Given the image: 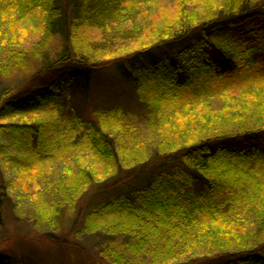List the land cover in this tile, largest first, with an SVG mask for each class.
Wrapping results in <instances>:
<instances>
[{"label":"trees","instance_id":"trees-1","mask_svg":"<svg viewBox=\"0 0 264 264\" xmlns=\"http://www.w3.org/2000/svg\"><path fill=\"white\" fill-rule=\"evenodd\" d=\"M139 1L151 4V0H0V8L12 4L23 14L36 9L46 14L43 39L26 50L8 49L0 64V77L5 79L16 70L41 66L25 77L32 82L28 90L14 95V88L7 87L1 95V161L23 171L34 164L52 170L53 154L64 149L56 132H66L67 127L51 116L65 109L77 125L68 132H85L87 149L116 161L120 156L104 132L110 128L133 132L131 125L124 124L123 107L104 108L96 125L81 109L70 110L72 94L65 96L62 91L63 85L70 91H88L101 70H115L143 105L147 123L162 137L152 146L150 139L142 142L149 153L147 163L139 166V180L117 185L124 188L110 194L111 200L89 203L87 221L111 214L120 226L108 231L119 240L116 247L104 249L113 255L112 264H264V120L260 121L261 115L254 118L256 111L262 113L259 105L250 109L254 88L264 95V68L259 67L264 63V35L256 44L241 39L246 23L264 18V0H220L214 10L191 14L188 0H178V12L161 14L163 22L149 27L155 28V39L138 49H123L125 54L107 60L93 52L72 51L70 34L84 27L106 31L114 23L136 17ZM127 3L134 8H126ZM138 25L133 23L125 36L137 31ZM55 39L58 47L50 49ZM239 83L243 105L240 111H232L229 97ZM219 98L227 109L220 116L230 121L228 125L207 118L212 112L205 107ZM195 105L205 112L197 129L192 128ZM16 113H31L35 118L3 122ZM170 121L183 122L185 128L179 131L175 125L176 138L167 142ZM80 173L89 177L85 169ZM4 183L0 198L10 185L7 182L3 188ZM56 184L59 207L51 214L55 224L61 218L62 196L70 201L73 195L69 184ZM202 243H208L206 248L212 244L213 249L201 257L183 249ZM0 264L28 263L0 253Z\"/></svg>","mask_w":264,"mask_h":264},{"label":"rangeland","instance_id":"rangeland-1","mask_svg":"<svg viewBox=\"0 0 264 264\" xmlns=\"http://www.w3.org/2000/svg\"><path fill=\"white\" fill-rule=\"evenodd\" d=\"M178 3V0H151V4L139 1L136 17H127L114 23L108 26L106 31L84 27L70 34L71 49L93 52L102 60L119 58L121 54H125L123 49L135 50L155 39V28L149 29V27L153 26L155 21L163 22L164 15L161 16V14L167 12L174 16L178 12ZM201 3L202 7L195 9ZM220 3V0H188L187 12L189 14L203 13L209 9L218 8ZM126 6V8H134L132 3H127ZM16 8L12 4L0 8V64L5 61L8 49H29L40 42L44 36L46 14L37 9L23 14ZM133 23L139 24L135 28L137 31L125 36L126 32L133 28ZM246 24L248 27L244 30L241 39L248 40L246 41L248 44L260 42L264 35V18L254 17L251 23ZM2 43L5 46H2ZM95 44L99 45L95 46ZM48 47L56 49L58 40L51 41ZM55 54L56 50H53L52 56ZM71 54L73 56V52ZM261 58V61H264V57ZM259 67L263 69L264 63ZM40 69L41 66L35 64L34 68L32 65L29 66L28 71L24 69L14 71L10 79L0 77V100L7 87L14 88L12 89L14 95L28 90L32 82L26 81L25 77L31 76L32 70L36 73ZM42 74L43 72L38 77L41 78ZM241 87H243L241 83L237 84L236 90L232 93L233 97L232 95L229 97L232 111H240L243 105L242 95L238 93V91L241 92ZM254 89L255 97L251 98L250 109L254 110L256 105L261 107L262 113L256 111L254 117L261 115V121L264 120V95L260 89L256 87ZM62 91L65 96L68 92L72 94V97L68 99L73 106L70 110L81 109L82 113L96 125L99 124L101 110L120 105L123 107L124 116L126 115L124 124H127L128 128L131 125L133 132L125 128L105 130L104 134L106 133V137L120 156L116 161H111L87 149L82 137L85 132H68L76 123L69 110L65 109L55 112L54 117L51 116L63 121L67 127L66 132H56L60 134L59 140L64 142V149L53 154L49 163L52 170L47 167L40 169L36 167V164L24 171L13 166L7 167L0 157V184L3 185V181L6 180L3 187L5 188L7 182H10L7 195L0 198V253L23 258L28 264H112L113 255H107L109 252L104 249L106 245L116 247L115 242L119 240L113 239L108 231L109 229L119 230L120 226L111 214L103 219L87 221L86 213L89 203L92 199L108 201L110 194L124 188L120 186L117 189V185L124 182L130 183L131 179L139 180V166L147 163L146 157L149 153V148L147 149L142 142L150 139L149 145L152 146L158 144L162 136H159V133L147 123L143 105L139 103L137 97H133L132 89L115 70H101L90 83L88 91H70L67 85L62 86ZM195 106L196 109L200 107V105ZM205 109L212 112V115L207 116L208 120L219 123L220 126L230 124V121L223 120L220 116L223 113L222 110L227 112L221 98L212 99ZM204 115L203 110H196V117L192 120L193 129L200 126ZM34 116L31 113H16L2 120L3 122H23L34 119ZM175 125L177 129L185 128L183 122L175 124L170 121L168 126L171 130L167 134L169 137L167 142L171 140V137L176 138L173 132ZM154 149L159 153L158 148ZM81 169H85L89 173L86 176L89 177H82ZM59 181L69 184L73 195L70 201L62 196L64 203L62 214L55 224L52 219V210L56 206L59 207V199H55L58 186L56 183ZM74 189L78 191V194L74 193ZM127 224L129 225V222ZM207 245L208 243H202L199 246L191 244L183 249H189L187 254L201 257L213 249L212 244H209V248H206Z\"/></svg>","mask_w":264,"mask_h":264},{"label":"bare ground","instance_id":"bare-ground-1","mask_svg":"<svg viewBox=\"0 0 264 264\" xmlns=\"http://www.w3.org/2000/svg\"><path fill=\"white\" fill-rule=\"evenodd\" d=\"M108 197H109V200H111L112 198H114L113 195H110V196H108Z\"/></svg>","mask_w":264,"mask_h":264}]
</instances>
